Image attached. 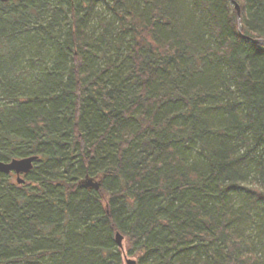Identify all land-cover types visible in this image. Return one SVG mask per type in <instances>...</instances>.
Segmentation results:
<instances>
[{
  "label": "trees",
  "instance_id": "obj_1",
  "mask_svg": "<svg viewBox=\"0 0 264 264\" xmlns=\"http://www.w3.org/2000/svg\"><path fill=\"white\" fill-rule=\"evenodd\" d=\"M102 1L0 2V264H264V0Z\"/></svg>",
  "mask_w": 264,
  "mask_h": 264
},
{
  "label": "water",
  "instance_id": "obj_2",
  "mask_svg": "<svg viewBox=\"0 0 264 264\" xmlns=\"http://www.w3.org/2000/svg\"><path fill=\"white\" fill-rule=\"evenodd\" d=\"M9 0H0V2H6ZM234 8L237 12V15L239 16V6L233 2ZM240 26H239V31H240ZM253 42L256 44H261L264 45V40L263 39H253ZM36 156H30V157H25V158H18V159H12L9 162H1L0 161V173L3 174H9L10 172H13L16 175V180L18 183H22L23 179L20 176L21 174L27 173L31 168H32V163L34 160H36ZM81 186L87 189H95L98 190L101 179H94L91 177H85L84 179L81 180ZM122 241L123 237L120 235L118 232L115 234V242L117 245L122 248ZM125 264H136V261L131 258H126L125 259Z\"/></svg>",
  "mask_w": 264,
  "mask_h": 264
},
{
  "label": "rangeland",
  "instance_id": "obj_3",
  "mask_svg": "<svg viewBox=\"0 0 264 264\" xmlns=\"http://www.w3.org/2000/svg\"><path fill=\"white\" fill-rule=\"evenodd\" d=\"M104 6H105L104 1L99 0V3H98V6H97V9H98V11L102 12L103 14H104V10H103V7H104ZM102 13H100V14L103 15ZM96 21H97L96 19H92V21L89 23V25H90V26H95ZM20 176L22 177V174H21ZM122 243H123V242H122ZM122 258H123V264H125V259H126V258H128V259H129V258L134 259V257L128 255V253H127V251H126L125 248L122 250Z\"/></svg>",
  "mask_w": 264,
  "mask_h": 264
},
{
  "label": "bare ground",
  "instance_id": "obj_4",
  "mask_svg": "<svg viewBox=\"0 0 264 264\" xmlns=\"http://www.w3.org/2000/svg\"><path fill=\"white\" fill-rule=\"evenodd\" d=\"M234 1H232V3H233ZM236 3V2H235ZM237 4V3H236ZM234 5V4H233ZM238 5V4H237ZM235 9V8H234ZM239 9H240V7H239ZM236 14H237V12H236ZM237 18H238V31H239V26H240V28H241V24H240V10H239V16L237 15ZM241 32V29H240V31H239V33ZM248 39L252 42V43H254V44H256L255 42H253V39H261V38H250V37H248ZM264 40V39H263ZM259 45H261V44H259ZM262 46H264V45H262Z\"/></svg>",
  "mask_w": 264,
  "mask_h": 264
}]
</instances>
